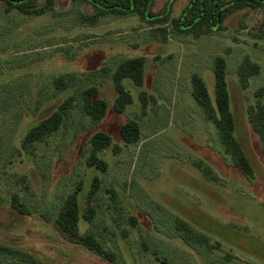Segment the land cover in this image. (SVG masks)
Returning <instances> with one entry per match:
<instances>
[{"label": "rangeland", "instance_id": "rangeland-1", "mask_svg": "<svg viewBox=\"0 0 264 264\" xmlns=\"http://www.w3.org/2000/svg\"><path fill=\"white\" fill-rule=\"evenodd\" d=\"M171 1L155 0L153 10L160 12ZM189 2L174 0L172 15H180ZM56 8L69 11L58 16L14 11L0 18V242L53 264H155L154 249L166 255L169 264H264V160L259 136L247 119L254 91L264 84V7L246 17L245 10L232 14L222 30L199 38L170 35L166 42L150 40L146 24L135 15L106 17L90 25L79 22V11L85 7L74 6L73 0H57ZM217 54L227 59L236 131L255 167L254 180L224 159L215 125L204 120L191 94V75L199 72L214 97L212 60ZM246 54L262 71L243 89L237 67ZM134 56L147 59L145 83L139 87L130 78L124 80L133 95L124 112L113 109L112 79L98 78V95L109 103L101 121L93 125L74 110L66 126L33 148L34 155L21 147L39 101L58 103L69 93L55 97V76L77 73L78 85L84 86L92 83L88 72ZM141 90L156 99L146 114L141 111ZM16 105L24 106V112ZM50 107L39 116L50 113ZM130 118L140 122L142 137L125 145L121 127ZM97 130L122 146L118 153L112 148L101 152L109 163L105 172L85 161L88 140ZM200 159L212 168L215 179L203 175ZM95 176L101 184L96 215L89 221L84 196ZM76 188L83 207L81 232L100 238L118 263L70 242L53 225L65 198ZM13 193H20L34 213L13 210ZM131 215L136 217L134 224ZM176 217L222 246L206 255L186 244L175 230ZM226 253L231 254L229 262Z\"/></svg>", "mask_w": 264, "mask_h": 264}, {"label": "trees", "instance_id": "trees-1", "mask_svg": "<svg viewBox=\"0 0 264 264\" xmlns=\"http://www.w3.org/2000/svg\"><path fill=\"white\" fill-rule=\"evenodd\" d=\"M172 0L166 8L160 12L153 10L155 0H73L74 6H84L80 10L78 19L80 23L96 25L106 17H124L135 15L141 23L146 24L145 32H148L150 40L166 42L170 35H192L199 38L214 30L225 28L224 21L232 14L244 11V17L251 11L264 7V0H190L178 16L172 15ZM57 0H0V18L11 15L16 11L22 15H42L51 12L53 15H62L67 11L56 8ZM143 28L138 27L137 30ZM147 59L144 56L122 58L112 66L108 63L96 71L88 72L86 78L92 83L79 86L77 73L69 72L60 74L52 79V85L56 89L55 97L68 90L69 93L58 103L47 99L39 101L35 107L36 113L33 121L25 130L21 147L29 154L34 155L33 148L45 143L51 136L66 126L72 112L78 110L83 116L90 119L93 125L101 121L109 108L108 101L100 97L97 80L111 78L116 92L113 109L117 113L125 111L133 102V95L125 86L124 80L130 78L133 83L143 87L145 83ZM214 74V97L211 96L203 76L199 72L191 75V94L201 107V113L205 121L213 123L218 132V139L223 150L224 159L238 168L250 180L256 178L255 167L245 150L236 131V118L232 109L231 93L227 80V59L222 54H217L212 60ZM262 67L248 54L244 55L237 67L240 86L247 89L253 76L260 74ZM141 111L146 114L150 105L156 103L155 96L146 90L139 93ZM2 105V103H1ZM13 100L11 103V108ZM50 108V113L39 116L44 108ZM22 112L25 107L16 105ZM247 119L262 144V157L264 160V84L254 91V102L247 107ZM121 136L125 145L136 143L142 137L141 124L137 119H128L121 127ZM88 151L85 153V161L89 167L100 171H107L108 161L102 157L101 152L112 148L115 153L122 150V146L113 143L111 135L105 131H95L88 140ZM31 158H29L30 160ZM31 162V161H30ZM199 169L208 179H215L212 168L202 159L197 162ZM101 181L95 176L91 188L84 196L87 203L86 218L92 220L96 215L95 200ZM80 187V186H79ZM114 193V198H116ZM20 193H13L10 199L11 208L20 214H33L27 209L21 200ZM83 207L79 189H74L65 198L58 215L53 219V225L67 240L82 244L87 249L95 252L101 258L118 263L116 254L104 245L97 236L81 232L80 222L83 216ZM132 224L136 223V217L130 216ZM175 230L182 240L204 252L206 255L213 253L222 244L219 241L211 242L209 236L196 231L189 223L178 217L175 218ZM155 264H169V258L159 250L154 249ZM226 262L231 261V254L226 253ZM0 264H53L46 259L35 255L29 250L14 245L0 242Z\"/></svg>", "mask_w": 264, "mask_h": 264}]
</instances>
